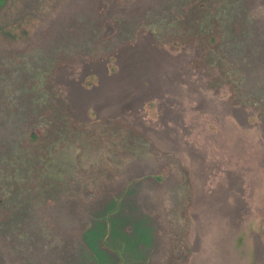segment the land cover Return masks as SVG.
Segmentation results:
<instances>
[{"label":"rangeland","instance_id":"374dc122","mask_svg":"<svg viewBox=\"0 0 264 264\" xmlns=\"http://www.w3.org/2000/svg\"><path fill=\"white\" fill-rule=\"evenodd\" d=\"M0 264H264V0H0Z\"/></svg>","mask_w":264,"mask_h":264},{"label":"trees","instance_id":"16d2710c","mask_svg":"<svg viewBox=\"0 0 264 264\" xmlns=\"http://www.w3.org/2000/svg\"><path fill=\"white\" fill-rule=\"evenodd\" d=\"M6 125L7 126H9V127H12V121H10L9 123H6ZM17 129V131H20V127H17L16 128ZM18 135V134H17ZM17 137V136H16ZM19 137V136H18ZM58 151H59V149L56 151L57 153H58Z\"/></svg>","mask_w":264,"mask_h":264}]
</instances>
